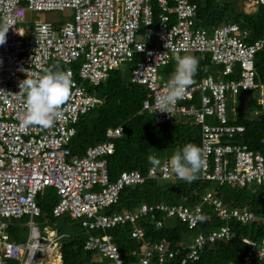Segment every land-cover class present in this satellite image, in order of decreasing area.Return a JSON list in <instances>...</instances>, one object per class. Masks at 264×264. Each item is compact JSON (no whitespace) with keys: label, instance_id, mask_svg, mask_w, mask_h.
I'll return each instance as SVG.
<instances>
[{"label":"built area","instance_id":"built-area-1","mask_svg":"<svg viewBox=\"0 0 264 264\" xmlns=\"http://www.w3.org/2000/svg\"><path fill=\"white\" fill-rule=\"evenodd\" d=\"M246 1L264 9V0ZM151 4L159 10L156 26ZM67 10L73 12L72 19L62 26L36 21L29 35L20 26L29 12ZM196 13L197 6L190 0H0V24L7 18L9 25L6 42L0 45V264H33L34 252L51 247L36 237L34 224L41 216L36 197L45 189L55 191L58 199L52 216L77 222L87 236L83 250L98 252L101 264H124L108 233L117 226L129 225V238L139 244L130 251L135 257L133 264H151L152 260L169 264L176 252L164 242L147 240L139 226L141 221L159 229L166 220H175L193 231L201 225L195 217H204L205 205L226 223L234 220L246 225L257 219L264 224V217H256L250 210L226 207L215 192H206L194 205L143 202L134 210L114 212L111 208L118 204L124 188L147 179H172L167 163L152 172L149 167L146 175L122 171L111 181L106 160L114 153L113 140L122 135L121 125L107 129L105 140L86 148L82 156H72L69 148L77 122L103 104V99L88 88L100 86L110 72L135 61L130 82L149 93L151 101H143L142 111L153 115L155 124L188 115L200 125L206 159L200 180L264 187V152L237 142L245 127L235 123L236 109L227 103L228 96L255 91L256 102L264 111V84L255 81V57L264 50V32L248 42L249 32L230 23L212 30L196 27ZM194 53L207 54L220 66L219 78L208 75L195 82L193 77L184 98L169 114L157 111L155 99L163 95V86L170 78L161 79L159 69L177 55ZM79 59L76 71L64 69L71 72L73 88L62 105V116L49 128L22 126L26 97L19 94V85L28 78L27 72L35 78L53 65L60 69L75 65ZM231 76L235 79H229ZM196 93L200 95L197 107L183 105ZM249 112L253 117L260 115ZM24 218L30 231L28 241L21 245L11 240L8 228L11 222ZM232 236L228 225L210 231L206 237L196 233L185 243L179 264L197 261L206 241L229 242ZM242 242L246 247L237 264H264V237L244 238ZM28 252L32 253L31 262Z\"/></svg>","mask_w":264,"mask_h":264},{"label":"trees","instance_id":"trees-1","mask_svg":"<svg viewBox=\"0 0 264 264\" xmlns=\"http://www.w3.org/2000/svg\"><path fill=\"white\" fill-rule=\"evenodd\" d=\"M190 1L197 6L196 27L212 30L215 27L230 23L238 26L242 31L249 32L248 42L260 38L264 32V9L259 6H256L255 12L245 13L236 5L237 0ZM151 7L153 25L156 26L159 10L155 4H151ZM143 31L144 29L140 30V32ZM183 55L186 54L179 56ZM192 56L199 61L197 72L194 75L196 80L212 74L210 68L213 63L208 55L195 53ZM134 62L127 63L130 64V68L128 71L125 70L127 72L124 74L120 72L122 70L119 67L110 72L109 78L103 84L93 88L102 97L103 104L86 116L81 117L75 125L76 135L69 144L72 156H82L86 148L105 140L107 129L121 125L123 127L122 135L113 140L114 153L106 160L111 181L122 171L136 170L142 175H146L151 166L147 159L149 154L168 164L175 149L182 148L187 143H194L201 147L200 127L195 123L193 117L178 115L170 122L156 125L153 121V115L142 111L143 101H151V97L143 87L130 82V69ZM67 68L75 71V65L60 66L62 70ZM255 74L256 81L264 83V50L255 57ZM229 79H235V76H231ZM199 96V93H196L193 100L188 104L194 103L198 106ZM244 96L246 95L239 93L237 98L242 101ZM206 121L210 122L209 119ZM236 124L243 125L246 129L243 136L237 138L238 142L246 144L254 151L264 152V117L245 119L242 111H239ZM206 192H215L226 207L250 210L256 217H264L263 186L257 184L244 187L235 184L219 185L202 181L199 176L190 183L179 178L167 181L147 179L143 184L126 187L120 194L118 204L113 206L111 210L114 212L134 210L137 205L143 202L194 205L200 202V197ZM51 193L44 194L43 191L36 197V202L41 211L39 218H47V221L57 219L52 216V209L58 199L54 191L55 195L48 201V195ZM204 209L205 219L193 231L187 230L184 224L175 220L169 226L164 222V225L159 229L148 224L147 221H141L139 226L144 228L147 240L164 242L176 252L174 260L170 261L169 264H179L180 259L184 256L185 241L188 237L192 238L199 232L206 237L210 231L220 226H229L233 233L232 239L229 242L215 241L209 243L206 241L199 251L198 260L188 264H237L241 262V256L246 247L242 239L259 240L264 237V224L257 219L246 225L234 220L226 223L217 217L208 206L204 205ZM22 220L13 221L9 225L8 232L13 240L15 236L14 227H19L23 222ZM129 231V225L117 226L108 231L119 248L124 264L135 262V257L130 255V251L139 248V244L129 238ZM63 238L60 241L62 264H94L95 257L99 254L96 251L83 250L87 236L82 229L79 236H64ZM151 264H158L157 260H152Z\"/></svg>","mask_w":264,"mask_h":264},{"label":"clouds","instance_id":"clouds-1","mask_svg":"<svg viewBox=\"0 0 264 264\" xmlns=\"http://www.w3.org/2000/svg\"><path fill=\"white\" fill-rule=\"evenodd\" d=\"M8 31L9 25L7 18H5L4 22L0 24V45L5 44L6 34L8 33ZM165 47L168 48V43L165 44ZM175 61V68L173 71H171L170 74L167 75V77L170 76V78L165 82L163 86V95H159L155 99V107L157 108V111L161 113L169 114L174 109L177 102L184 98L187 88L193 83V77L195 82H199L201 80H196L194 76L197 72L199 65V61L196 57L187 54L184 56L177 55L175 57ZM211 75H213V73ZM30 76L31 74L27 72L28 78L23 80L19 85L21 89L19 94L24 95L26 97L25 111L22 116V126L26 127L29 125H38L42 128H49L53 125L56 119L62 116V105L69 99L71 95V90L73 88L71 72L70 70H61L58 66L53 65L52 67L45 69L43 74H37L35 78H30ZM249 93L250 92H242V94L244 95H248ZM237 96L232 98L233 105L235 104ZM192 100H190V102ZM190 102H185L183 103V105L187 107L194 106L193 104H188ZM241 102L244 103V107L236 109L237 116L239 111H242L243 118L245 119H260L264 117V111L260 106H258L257 102L256 107H258V109L249 108V100L246 98V96H244ZM250 110L257 111L258 113H260V115L253 117V115L249 112ZM175 117L176 116H174V118ZM147 159L152 166V168L149 170L150 172L154 171L157 167H159L162 163L165 162L160 161V159H158L152 154H149ZM167 165L169 166L171 172L175 173V175L179 179L190 183L197 178V174L205 167L206 159L204 158L203 150L200 146L194 143H187L182 148H177L174 150ZM197 212H199V210H197ZM195 218L201 221L205 219V217L201 215H197ZM188 239L190 240L191 238L188 237L187 241H189ZM144 264H146V262H144Z\"/></svg>","mask_w":264,"mask_h":264},{"label":"rangeland","instance_id":"rangeland-1","mask_svg":"<svg viewBox=\"0 0 264 264\" xmlns=\"http://www.w3.org/2000/svg\"><path fill=\"white\" fill-rule=\"evenodd\" d=\"M236 5L238 7H240V9L243 10L245 13H252V12H255L257 10V7L255 5L248 3L246 0H237ZM72 14H73V12L69 11V10H67L65 12H37V13L29 12L26 15L25 23L20 25V26L24 29L26 34L29 35L31 32V28L33 26V23L36 21L51 22L55 26H62L65 23V21L72 19ZM188 55H193V54H188ZM80 63H81V59H79L78 62L75 64V71L80 66ZM175 64H176V61L174 59V61H172L169 64V66L162 67L159 69L158 74L161 77V79H165L166 76L168 74H170L169 73L170 70L171 71L174 70ZM120 68L122 70L120 72L124 74L130 68V64L126 63V64L122 65ZM125 70H127V71H125ZM210 70L213 73L214 77H219V73L221 72L220 66L212 64ZM90 91H91V94H95L97 96H100L98 94V92L96 91V89H91ZM257 97H258V93L255 91L250 92L248 95H246V98L249 100V108L250 109H258V107H256ZM227 103L230 104L231 107H234L235 109H240V108L244 107V103L239 101L238 98L235 100V104L233 105L232 104V97H230V96L227 97ZM194 105L196 106V104H194ZM173 176L176 179L178 178L175 175V173H173ZM198 176H199V173L197 174V177ZM48 192L49 193L52 192L51 195L50 194L48 195L49 197L46 196V197H48V201H49L52 199V197L55 194H54L53 190H49V189L44 190V194H47ZM27 220H28L27 218H24L22 221H23V223H27ZM45 220H46V222H45ZM173 222L174 221L166 220L165 224L169 226ZM34 224H36V226L40 230L41 239H43L44 237H47V233L48 234L50 233V232H47V233L45 232L48 229H52L54 231L58 230L57 235L61 236L62 239H64L63 238L64 236L65 237H67V236H79V234L81 233V229L75 221H70L69 219L63 218V217L57 218L56 220H53V221H49V220L47 221V218H42V217L39 218L38 217V218L34 219ZM14 229H15V231H17L15 236H14V240H16L20 243H24L26 240H28L29 231H30L28 224L23 225V227H14ZM49 237H50V235H49ZM11 240H13V239L11 238ZM48 255H49V253H44V255H40V257L48 258L49 257ZM27 260L31 262L32 255L30 257H28ZM9 264H17V262L10 261Z\"/></svg>","mask_w":264,"mask_h":264},{"label":"crops","instance_id":"crops-1","mask_svg":"<svg viewBox=\"0 0 264 264\" xmlns=\"http://www.w3.org/2000/svg\"><path fill=\"white\" fill-rule=\"evenodd\" d=\"M45 222H46V220H45ZM26 224L27 223H23L22 222L21 225L19 224L20 225L19 227H23V225H26ZM35 226H36V224H35ZM55 231L52 230V229H48L45 232L46 233L50 232V233L49 234L47 233V237H44L43 239H41L40 230L38 228V232H37V236L36 237L38 239H40L42 242H44L45 244H50L51 247L45 248L46 250L44 252L43 251H41V252L39 251L37 253L34 252V257L35 258H33V260H34L33 264H62L61 253H60V241H61L62 238H61V236L57 235V231L58 230L56 232ZM16 232L17 231L13 232L14 235L16 234ZM49 235H50V238H49ZM13 241H15V240H13ZM27 241L28 240H26L24 243H20V242H17V243L22 245V244H26ZM44 253H49V255H48L49 257L48 258L40 257V255H44ZM94 264H101V257L99 255L97 257H95Z\"/></svg>","mask_w":264,"mask_h":264},{"label":"bare ground","instance_id":"bare-ground-1","mask_svg":"<svg viewBox=\"0 0 264 264\" xmlns=\"http://www.w3.org/2000/svg\"><path fill=\"white\" fill-rule=\"evenodd\" d=\"M49 238H50V237H49ZM45 250H46V249L40 250V252H41V251L44 252ZM27 255H29L28 257H30V256L32 255V253H29V252H28Z\"/></svg>","mask_w":264,"mask_h":264}]
</instances>
